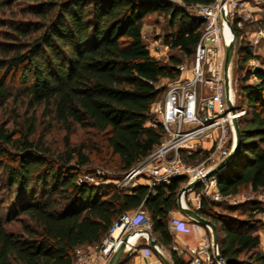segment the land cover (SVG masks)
Listing matches in <instances>:
<instances>
[{
  "label": "trees",
  "instance_id": "1",
  "mask_svg": "<svg viewBox=\"0 0 264 264\" xmlns=\"http://www.w3.org/2000/svg\"><path fill=\"white\" fill-rule=\"evenodd\" d=\"M213 1L0 0V264H74L78 247L100 244L120 215L139 206L167 257L189 264L168 227L187 176L155 187L90 182L81 176L90 145H73L70 135L76 126L95 130L121 173L160 144L163 127L151 122L152 106L165 96L161 80L177 77L183 56H194L205 20L191 10ZM151 14L167 19L164 43L180 56L163 61L151 53L143 36ZM234 30L244 71L235 105L247 112L236 156L217 174L224 196L264 191V56ZM251 59L260 66L246 68ZM45 117L49 128L55 122L67 131L64 150L54 151L44 135L35 140ZM198 211L215 223L225 264H264L261 200L203 197Z\"/></svg>",
  "mask_w": 264,
  "mask_h": 264
},
{
  "label": "built area",
  "instance_id": "2",
  "mask_svg": "<svg viewBox=\"0 0 264 264\" xmlns=\"http://www.w3.org/2000/svg\"><path fill=\"white\" fill-rule=\"evenodd\" d=\"M251 2L264 5V0H214L209 4H197L192 9L205 20L194 56L177 66L179 75L165 81L164 98L152 106L154 120L151 123L163 127L162 141L116 181L118 187L134 186L141 177L150 187H155L186 175L184 185L197 178L202 182L188 191L183 199L184 205L198 210L203 197L236 202L235 195L221 194L218 172L209 173L234 145L233 118L239 119L247 112L246 109H238L235 114L229 111L224 65L226 43L232 37V33L231 37L227 33L229 25L226 18L233 26L236 24L242 29L248 19L245 13ZM258 33L259 37L251 39L254 44L264 37L263 30ZM242 39L247 41V35L243 34ZM231 99L235 103L232 78ZM195 154H203L198 162L186 159ZM177 224L176 221L171 223L172 226ZM152 227L151 216L145 207L139 206L124 213L116 219L100 244L87 250L84 247L76 249L74 264H107L126 234L136 229L152 230ZM116 229L119 233L114 235ZM132 237H144L147 242L146 232ZM131 248L139 254L140 264H163L147 243L137 247L134 242L128 245V249ZM186 252L189 264H215L213 241L209 235L198 245L186 246Z\"/></svg>",
  "mask_w": 264,
  "mask_h": 264
},
{
  "label": "rangeland",
  "instance_id": "3",
  "mask_svg": "<svg viewBox=\"0 0 264 264\" xmlns=\"http://www.w3.org/2000/svg\"><path fill=\"white\" fill-rule=\"evenodd\" d=\"M263 6L261 7L264 8ZM191 11L194 12V10ZM261 18L262 20L260 21L262 22L260 23V26L261 28L264 29V17L261 16ZM254 24L255 23H249L248 21L243 25L242 30L247 31L248 29H253L254 26L252 25ZM168 26L169 25L167 19L165 20L159 14H151L145 19L144 27H143L144 40L147 43L151 53L157 56L158 58L162 59L163 61H167L172 53H175L179 56L181 55L179 51H177L176 49H171L169 48V46L167 47V45L164 43V34L167 31ZM183 60L187 61L190 60V58L183 56ZM243 73H244L243 70L242 71L238 70V60L234 52V56L231 64V78H232V89L234 93V99L237 105H239V103L242 101L241 95L239 94L238 77ZM161 83L164 84L165 82L163 81ZM3 115L4 113H1V116ZM44 119L45 120L42 123H40L38 126V130L35 135V140L39 139L41 135H44L45 140L53 148L54 151L64 150L65 148L64 137L67 131L61 124L55 122L53 126L49 128L47 126V121L48 120L51 121V119L49 117H45ZM17 121L19 123L20 119ZM20 123L22 126V121ZM12 125H14V123ZM70 139L73 145H84V144L90 145L87 151H89L90 153L91 162L82 171L81 176L83 177V179L96 183H101V182L116 183L118 179L124 176L125 173H121V171L119 170L116 164L117 163L116 157L111 154L110 150L106 146L105 140L101 137L100 134L96 133L95 130L83 129L80 128L79 126H76L74 132H72V134L70 135ZM202 155L203 154H198L196 158L194 159L188 158L189 160L188 159L187 160L190 162H198V160L202 157ZM140 181L143 182L145 181V179L141 177ZM235 197H236V202L235 203L232 202V204H238L247 201L248 199L256 198L258 200H261L264 205V191L255 194L247 189H244L241 191L240 194L235 195ZM236 215L243 216L245 214H242V212H237ZM258 217L264 220L263 212H261L258 215ZM206 228L208 230L209 236L211 237L210 229L208 227ZM262 232H264V230H262ZM117 233L118 231L115 232V234ZM94 246L95 245H90L88 247L83 246V247L84 249L87 250ZM262 248L264 249V244H262ZM137 254H138L137 251L129 250L128 252H125L124 255L131 257Z\"/></svg>",
  "mask_w": 264,
  "mask_h": 264
},
{
  "label": "water",
  "instance_id": "4",
  "mask_svg": "<svg viewBox=\"0 0 264 264\" xmlns=\"http://www.w3.org/2000/svg\"><path fill=\"white\" fill-rule=\"evenodd\" d=\"M224 1V0H222ZM224 18H226V15L223 14ZM227 23L230 27L232 37L229 41L226 43V56H225V65H224V77H225V87H226V95H227V102H228V108L229 111L232 114H235L239 108L236 107L235 103L231 99V64L235 52V30L234 26L231 24V22L226 18ZM233 124L235 128V142L233 147L231 148L230 153L224 157L212 170L209 174H214L219 172L223 167H225L235 156L239 149L240 141H241V131L239 126V119L237 117L233 118ZM207 174L206 176H208ZM183 176V175H181ZM202 182L201 178H197L195 180L187 182L185 185H183L177 194V204L180 211L191 218L196 224L201 226H206L211 231V237L213 241V252L214 257L218 264H225L222 256L219 253L218 249V231L215 223H213L212 220L204 217L199 213L198 210L188 207L184 205L183 199L187 195L188 191L190 189H193L195 187H198ZM140 232H146L147 233V244L153 249L155 254L159 257V259L162 261L163 264H174L164 253L162 249V243L154 236L153 231L149 229H136L135 231L126 234L123 237V240L119 247L115 250V252L110 257L107 264H118L121 260L122 256L125 254V252L128 249V245H130V238L134 236L137 233Z\"/></svg>",
  "mask_w": 264,
  "mask_h": 264
},
{
  "label": "crops",
  "instance_id": "5",
  "mask_svg": "<svg viewBox=\"0 0 264 264\" xmlns=\"http://www.w3.org/2000/svg\"><path fill=\"white\" fill-rule=\"evenodd\" d=\"M261 6H263V4H256L253 2L248 4V8L245 13L248 19L245 21V23L249 21V23H255V24L252 25L254 26L253 29H248L247 31L244 30V34L247 35L248 38L247 41L251 45L253 52L261 56H264V37L257 44L251 42V39L254 40L255 37H259L258 31L260 29L264 31V29L261 28L260 26V23L262 22L260 21L262 20L261 16L264 17V8H262ZM245 66L249 69H254L255 67L260 66V63L257 59H251L248 62H246ZM166 80L167 78H163L161 82L163 81L165 82ZM139 184H147V183L146 180L143 182L140 181L134 186ZM173 221L178 222V224L172 226L171 223ZM168 227L174 237V245L176 246V248H174V245L173 248L176 249L178 253L181 256H183L184 259L186 260L189 259V255L186 252V246L198 245L203 241V239L206 236L209 235L208 230L205 226L196 224L191 218L184 215L178 207L170 211L169 219H168ZM146 243L147 242L144 237H138L135 241V245L137 247H141ZM261 243L264 244V232H261ZM88 246H84V247H88ZM162 249L167 256L168 255L167 250H164V247H162ZM129 250H134V249L132 248L127 249L126 252H128ZM123 260L125 264H140L141 258L139 254L131 257L124 255Z\"/></svg>",
  "mask_w": 264,
  "mask_h": 264
},
{
  "label": "bare ground",
  "instance_id": "6",
  "mask_svg": "<svg viewBox=\"0 0 264 264\" xmlns=\"http://www.w3.org/2000/svg\"><path fill=\"white\" fill-rule=\"evenodd\" d=\"M226 29H227V33H228L229 37H231V32H230L229 27H227ZM116 231H118V233H119V229H118V230L116 229V230L114 231V235H117V234H118V233L115 234ZM136 239H137L136 237H131V238H130V243L133 244V243L135 242Z\"/></svg>",
  "mask_w": 264,
  "mask_h": 264
}]
</instances>
